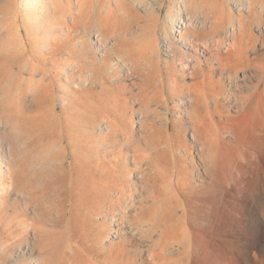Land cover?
<instances>
[{
	"label": "bare ground",
	"instance_id": "obj_1",
	"mask_svg": "<svg viewBox=\"0 0 264 264\" xmlns=\"http://www.w3.org/2000/svg\"><path fill=\"white\" fill-rule=\"evenodd\" d=\"M228 1L13 0L6 8L0 32L11 69L31 67L20 70L29 85L6 102L14 117L37 121L29 139L40 163L16 168L5 157L1 95L0 213L22 211L15 242L31 264H264L256 254L264 246V53L253 34L264 0H232L238 16ZM133 9L153 19L149 33L133 30ZM173 124L183 148L167 155ZM90 170L103 183L90 187L103 197L100 211L81 202ZM69 175L80 180L71 188Z\"/></svg>",
	"mask_w": 264,
	"mask_h": 264
},
{
	"label": "rangeland",
	"instance_id": "obj_2",
	"mask_svg": "<svg viewBox=\"0 0 264 264\" xmlns=\"http://www.w3.org/2000/svg\"><path fill=\"white\" fill-rule=\"evenodd\" d=\"M218 1H224V0H218ZM228 1V0H225ZM13 0H0V26L3 24V21L5 19V10L7 7H9L10 5H12ZM193 4V3H191ZM134 8V7H132ZM228 8L232 9V11L234 12V15L240 14L241 12H238V9H236L233 6V2L232 0L228 1ZM133 13H135L137 16L136 17H130L132 25L134 26V29H137L138 32L143 31L144 28L146 27V30L148 31V33L151 30V27L153 28L152 22L153 19L149 16H146L140 9H133L132 11ZM131 16V14H130ZM137 19V20H135ZM237 27V24H236ZM121 30L118 29L114 35H112L111 39L115 40L116 38L118 39V33ZM159 33V30L157 31ZM264 12L261 14L260 17V21L258 22V24H255V26L253 27V34L257 37L256 40V45L255 48L257 49V53L258 54H262L264 53ZM128 37H132V35L128 36ZM63 37H58L57 41L61 40ZM128 40H130L128 38ZM120 46H117V49H120ZM160 48H161V44H160ZM128 54L132 57H135V48H130L128 50ZM10 52L6 46V38L3 37V34L0 32V66H4V74L0 77V96H4V103L7 106V102L6 101H10L12 100V98L15 96V92L17 89L21 88L22 86L25 88L29 85L30 81L27 79H25L28 76V72H26V74L23 76V79H21V75H20V70H22L23 68H28L30 69L31 67L24 64V62H17L16 65L13 67V69H11V65H10ZM252 56V55H250ZM263 64H264V60H262ZM166 76H168V78H166V88L164 90V94H168L169 93V84L171 83V76L165 74ZM82 88H84V86H82ZM11 89H16L15 91H11ZM10 91V92H9ZM8 93V94H7ZM90 96V95H89ZM175 100V99H173ZM157 112L160 114L159 119H165V112H164V108L161 106L162 104L160 102H157ZM168 107H169V118L170 121L173 123V119L177 120L178 116L177 113L175 111V109L172 107V101L170 100L168 102ZM152 108H156V105H153ZM14 108H11L9 106H7V110H6V115H5V122L6 125L4 126V129L6 130V134H7V138L9 140V143H11V155L6 154V158L10 161L11 159L15 162L16 164V168H20L22 164L26 163L30 165L34 164H39L40 160H39V154L36 155V153H38L37 151L39 150V148L37 149V145H35V143H33L31 141V138L29 139L30 136L34 135L36 132H38V126H37V121L35 119H29L28 117H26L25 115H20L19 117H14L12 115ZM157 120V119H156ZM134 123H135V127L137 125V121L134 118ZM100 125L103 126V123H101ZM181 129V126H174L173 124V129L171 130L172 133V138L170 141L172 142H168V144L163 145L165 147V149H169L165 152L167 153V155H170L171 153V149L174 151H181V149L183 147H181L180 142H179V136H178V130ZM185 132V133H184ZM183 135H181V138H183V140H185L186 142L189 141V129L186 128V130H184ZM186 138V139H185ZM24 142L27 144L24 145ZM171 143V144H169ZM173 143V144H172ZM174 145V146H173ZM36 147V148H35ZM172 147V148H170ZM174 147V148H173ZM37 150H35V149ZM34 150V151H33ZM29 151L34 155H30ZM169 151V153H168ZM30 160H29V158ZM39 160V161H38ZM34 161V162H33ZM29 162V163H28ZM33 162V163H32ZM91 175V176H90ZM20 180H21V172L18 173L16 175ZM71 176V177H70ZM73 176V177H72ZM93 176V177H92ZM72 180H71V179ZM75 178V179H74ZM91 178V179H90ZM94 178V179H93ZM70 179V182L68 181ZM17 180V178H16ZM66 181H64V183L66 185H68L67 187H72V185H76L78 182H80V180L78 181L77 178L74 175H69V177H67V179H65ZM87 181V183H86ZM40 182V181H38ZM86 184L87 190H86V194H84V196H82V204L84 205L85 209L87 208L89 211H100L101 207H102V203L101 200L103 201V197L102 195H100L98 193H96L95 195H93V193H91V189L90 187L93 185L98 186V190L100 191L101 188H103V183L101 182V179L96 175V172L94 171H87L86 173V178L83 181ZM93 182V183H92ZM17 183L19 185H21V183L18 182ZM71 185H70V184ZM65 185V186H66ZM70 187V188H71ZM78 187V186H77ZM100 187V188H99ZM77 189V188H75ZM86 195V197H85ZM98 195V196H97ZM97 196V197H96ZM88 197V198H87ZM91 197V198H90ZM94 197V198H93ZM69 198V197H68ZM71 199V197L69 198ZM88 204V205H86ZM86 205V206H85ZM255 205H258V203H256ZM257 207V206H255ZM86 209V211H88ZM256 210V211H255ZM255 212L256 214H259L257 208H255ZM14 213L12 212H8V213H0V264H31L29 257L27 256V254L25 252H23V248L21 244H16L15 242V238L19 235V233L22 232V226H21V214L22 211H20V209H15ZM53 215L54 212L52 211ZM52 215V214H51ZM31 217V215H30ZM32 220L34 219V217H31ZM73 224L72 223L68 229L72 231L73 228ZM78 224V223H77ZM76 224V225H77ZM76 225H75V230H74V235L76 236V239L80 240L82 238L81 236V229L77 228L76 229ZM48 227V226H47ZM63 229V226L62 228ZM24 230V229H23ZM80 233V234H79ZM262 239L261 234H257L254 238L253 241L254 243H260L259 240ZM81 241V240H80ZM186 240H184L185 243ZM264 243V241L262 240V244ZM11 244V246H10ZM177 246L174 247L175 252H178L180 255L186 254L188 253L189 249L188 247H185L184 244L179 245V243H176ZM64 247V244L62 245ZM62 247L60 248V252L63 250H66V247L64 249H62ZM256 254L257 255H261L264 257V246L259 247L257 246L256 249ZM21 251V252H20ZM62 251V252H63ZM61 252V253H62ZM185 257V255H183ZM182 256V257H183ZM187 256V254H186ZM81 259V261H80ZM78 263L83 264L84 261L82 260V258L78 257L77 259ZM60 261V259H59ZM58 261V262H59ZM70 264L69 261L66 260V262H64V264Z\"/></svg>",
	"mask_w": 264,
	"mask_h": 264
}]
</instances>
